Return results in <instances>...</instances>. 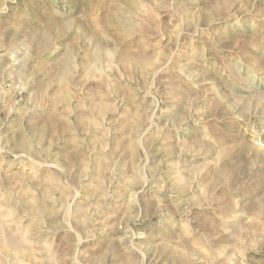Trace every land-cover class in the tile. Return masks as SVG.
Listing matches in <instances>:
<instances>
[{
	"label": "rangeland",
	"instance_id": "rangeland-1",
	"mask_svg": "<svg viewBox=\"0 0 264 264\" xmlns=\"http://www.w3.org/2000/svg\"><path fill=\"white\" fill-rule=\"evenodd\" d=\"M0 264H264V0H0Z\"/></svg>",
	"mask_w": 264,
	"mask_h": 264
}]
</instances>
